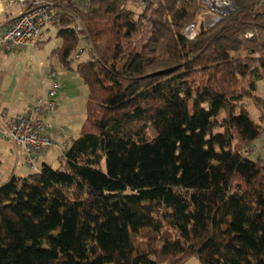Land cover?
<instances>
[{"label": "trees", "instance_id": "16d2710c", "mask_svg": "<svg viewBox=\"0 0 264 264\" xmlns=\"http://www.w3.org/2000/svg\"><path fill=\"white\" fill-rule=\"evenodd\" d=\"M35 1L85 117L59 169L0 186V264H264V112L242 102L264 83V0H233L193 41L197 0Z\"/></svg>", "mask_w": 264, "mask_h": 264}, {"label": "rangeland", "instance_id": "374dc122", "mask_svg": "<svg viewBox=\"0 0 264 264\" xmlns=\"http://www.w3.org/2000/svg\"><path fill=\"white\" fill-rule=\"evenodd\" d=\"M197 1L202 5L203 9H205L206 13L205 15H199L197 18H194L192 20L193 22L185 26L183 34L189 41H193L197 37L198 30L214 27L218 22L215 21L217 18H225L235 12L233 10H228L227 12L226 10V16H220L218 12L210 11V9L203 3L202 0ZM231 1L233 2V0ZM145 3L146 1L143 2V0H130L127 2L128 6L131 7L132 10L134 9L141 12L144 10ZM233 5L235 7L234 2ZM11 10L13 14H16V8H12ZM45 28L47 27H44V31ZM48 29L50 31L46 34V36H44L43 42L36 47L15 49L10 52H5L2 48L0 49V113L4 112L8 116H12L10 118H17L14 116L15 113L22 112L25 105H33L37 96H44L46 82L48 81V76L50 74V68L52 70H56L55 72L57 79L63 83V90H65L66 93L59 92L57 98H55L57 100V107L45 119L50 125L51 134L54 133L52 137L54 146L51 148V150H49L45 157L40 159L35 169H25V164L22 157L23 155H21L20 152L16 153L14 146L10 142H0V186L7 182L12 175L25 177L26 175L37 173L44 163L50 165L53 169H59L62 164V161H60V155L63 153L65 148H67H63L64 145H69V137H76L79 135V132L67 131L66 134H64L66 131L65 128L55 125L54 121L51 122L50 120L53 114H55V118L57 120L61 115L65 118L66 115L71 114L72 111L75 112L76 110L77 115L75 118L71 119V122L76 120L79 122L81 118L84 120L85 117V104L83 105V110H81V99L78 97L71 98L68 94V87L77 85V83L73 82L71 79H64L60 76L63 74L62 70L66 71V69H64L61 65V70L58 69L59 62L57 59H55L56 57H53L52 55V50L56 47L57 43L54 37L55 31L52 27H49ZM49 36L52 39L49 40ZM251 37V34L246 35V38L248 39H251ZM141 38V35L135 36L134 42L137 40L140 41ZM78 49H80V51L75 54L80 56V59H74V69L76 63L78 64L89 59L90 47L87 46L84 39H81L77 50ZM40 63H43L42 67L40 66ZM156 70H158V68L154 71ZM68 74L71 75L70 78L73 77V79H75L77 82L83 84L75 71H69ZM64 87H66V89ZM84 87L86 88L84 89L87 91L86 94H88L87 87ZM257 87L258 91L255 97L252 98L250 95H247L242 101L245 102L250 116L255 121L261 120L260 116L264 112V83L259 82ZM76 104L79 106H76ZM6 120L7 118H5L4 121ZM69 121L68 123H70ZM251 145V150H253L251 153V158L254 159L256 156H260L264 159V145L261 146L259 138L256 139ZM259 146H261L262 149H260ZM183 264H199V261L195 256H193L187 259Z\"/></svg>", "mask_w": 264, "mask_h": 264}, {"label": "built area", "instance_id": "2783aa9c", "mask_svg": "<svg viewBox=\"0 0 264 264\" xmlns=\"http://www.w3.org/2000/svg\"><path fill=\"white\" fill-rule=\"evenodd\" d=\"M202 1L210 11H216L220 16H226V10H235L232 1L230 4L227 0ZM12 8L17 9L16 14L12 13ZM47 9V6H41L35 0H0V19L6 12L13 16L2 25L4 29L0 31V49L10 52L34 47L43 36L40 23L49 21ZM74 58L79 60L80 56L75 55ZM46 84L44 96H37L23 116L0 122V142H10L16 153L23 155L25 166L31 169H35L40 157L54 146V133L51 134L50 125L45 119L55 110V98L62 87L55 80L53 71Z\"/></svg>", "mask_w": 264, "mask_h": 264}, {"label": "crops", "instance_id": "0c3cea01", "mask_svg": "<svg viewBox=\"0 0 264 264\" xmlns=\"http://www.w3.org/2000/svg\"><path fill=\"white\" fill-rule=\"evenodd\" d=\"M13 16H11L10 15V13L9 12H6L4 15H3V18H1V22H0V31H2L3 29H4V27H2V25H4L5 23H7L8 22V20L10 19V18H12ZM42 39H44V37H42ZM56 59V58H55ZM43 63H40V65H42ZM77 64V63H76ZM59 66V68L58 69H60V64H58ZM61 70V69H60ZM54 72L55 73V80L57 81V82H59L60 84H61V87H62V89L59 91L60 93L61 92H64L65 93V90H63V83L60 81V80H58L57 79V75H56V70H52L51 68H50V72ZM70 70H68V71H63L62 70V72H63V74H61L60 76L62 77V78H64V79H71L73 82H75V83H77V85H72V86H69L68 87V90H69V92H68V94L70 95V97L71 98H74V97H78V98H80L81 99V110H83V105L85 104V101H86V96H87V91L85 90L86 88L83 86V84H80L79 82H77L75 79H73V77L72 78H70V76L71 75H69L68 74V72H69ZM71 72V71H70ZM46 86H47V84H46ZM65 89H66V87H64ZM85 88V89H84ZM45 89V88H44ZM45 92V91H44ZM59 94V93H58ZM57 94V95H58ZM66 94V93H65ZM39 95V94H38ZM83 95H84V97H83ZM22 98V97H21ZM56 98H57V96H56ZM79 99V100H80ZM55 101H56V107H57V100L55 99ZM79 103V104H80ZM32 105V104H31ZM31 105H25V107H24V110L22 111V112H20V113H15L14 114V116L15 117H19V116H21V115H24L28 110H29V108H31ZM76 106H79L78 104H76ZM76 115H77V110L75 111V112H71V114H68V115H66L65 116V118L64 117H62V115L56 120V118H55V114H53V116H52V118H51V122L52 121H54V124L55 125H59L60 127H64L65 128V133L64 134H66V132L68 131V132H71V131H77V132H79V130H80V126H81V124H82V122H83V119L81 118L80 119V121L78 122V120H76V121H73V122H71V119H73V118H75L76 117ZM10 117H12V116H8L6 113H0V122L1 123H3L4 122V120H5V118H10ZM70 120V121H69ZM68 121L70 122V123H68ZM78 122V123H77ZM63 134V135H64ZM62 135V136H63ZM59 137H61V136H59ZM77 137V136H76ZM72 138H75V137H69V139L71 140ZM56 140H57V138H56ZM69 140V141H70ZM56 142H58V141H56ZM65 142H67V141H65ZM260 147V149H262L261 148V146H259ZM22 155V154H21ZM46 156V154L44 155V156H41L40 157V159L42 158V157H45ZM23 157V156H22ZM40 159H39V161H40ZM24 168L25 169H28L29 170V168H27L25 165H24Z\"/></svg>", "mask_w": 264, "mask_h": 264}, {"label": "bare ground", "instance_id": "6f19581e", "mask_svg": "<svg viewBox=\"0 0 264 264\" xmlns=\"http://www.w3.org/2000/svg\"><path fill=\"white\" fill-rule=\"evenodd\" d=\"M227 2L230 4L231 3V0H227ZM259 141L261 142V146H263L264 145V131L259 136Z\"/></svg>", "mask_w": 264, "mask_h": 264}, {"label": "flooded vegetation", "instance_id": "af4514ba", "mask_svg": "<svg viewBox=\"0 0 264 264\" xmlns=\"http://www.w3.org/2000/svg\"><path fill=\"white\" fill-rule=\"evenodd\" d=\"M221 18H217L215 21H219Z\"/></svg>", "mask_w": 264, "mask_h": 264}, {"label": "clouds", "instance_id": "9594fccd", "mask_svg": "<svg viewBox=\"0 0 264 264\" xmlns=\"http://www.w3.org/2000/svg\"><path fill=\"white\" fill-rule=\"evenodd\" d=\"M146 0H144L143 2H145ZM235 11V10H234Z\"/></svg>", "mask_w": 264, "mask_h": 264}]
</instances>
